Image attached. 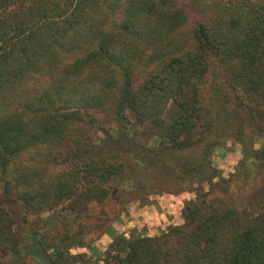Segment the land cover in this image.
I'll use <instances>...</instances> for the list:
<instances>
[{
    "label": "trees",
    "instance_id": "1",
    "mask_svg": "<svg viewBox=\"0 0 264 264\" xmlns=\"http://www.w3.org/2000/svg\"><path fill=\"white\" fill-rule=\"evenodd\" d=\"M99 114L125 125L132 114L157 146L127 155L118 126L99 148ZM263 121L264 0H0V191L24 214H83L131 160L152 173L143 181L211 182L222 140L247 145ZM250 159L222 196L188 204L182 225L114 236L104 263L264 264V186L256 193L249 173L264 169V147ZM14 223L0 200V258H23ZM62 223L52 255L38 241L51 262L77 235Z\"/></svg>",
    "mask_w": 264,
    "mask_h": 264
},
{
    "label": "rangeland",
    "instance_id": "2",
    "mask_svg": "<svg viewBox=\"0 0 264 264\" xmlns=\"http://www.w3.org/2000/svg\"><path fill=\"white\" fill-rule=\"evenodd\" d=\"M202 87L208 88L209 91L204 94L210 101L220 103L223 100L222 89H214V85H209L205 80ZM97 116L101 122L95 133L99 148H105L107 134H104L103 128L115 129L118 126L126 129V133H119L125 135L121 148L127 155L134 150L135 143L156 147L159 142L157 130L135 124L136 119L132 114L129 115L131 123L128 125L107 119L100 114ZM261 126V130L255 131L254 140L247 145L233 136L222 140L221 145L210 156L214 168L211 182L187 181L175 186L170 172L161 173L156 180L143 181L146 178L144 173L148 170H140L131 164V160L128 162L129 173H123L122 177L111 182L113 188L106 200L100 204L91 202L88 210L77 216L63 210L24 214L22 209L11 201L10 193L0 191V200L4 201L14 214V229L20 238L18 251L23 256L21 258L18 254H8L0 258V264H105L106 248L114 236H128L132 233L153 236L172 226L182 225L188 204L197 207L200 201L222 196L225 187L223 179L234 174L240 162H251L252 151L264 147V121ZM253 165H250L249 173L254 178L253 184L257 193L264 186V169L260 172L254 162ZM61 168L64 167L57 165L52 167V170ZM151 174L148 172L147 175ZM63 221L77 235H72L67 241L68 247L59 254L60 259L56 257L51 262L47 252L52 255L54 244L64 232ZM38 241L46 244L47 252Z\"/></svg>",
    "mask_w": 264,
    "mask_h": 264
}]
</instances>
